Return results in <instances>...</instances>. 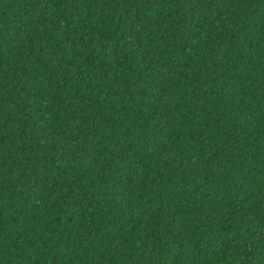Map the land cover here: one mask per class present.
Listing matches in <instances>:
<instances>
[{
	"label": "trees",
	"instance_id": "obj_1",
	"mask_svg": "<svg viewBox=\"0 0 264 264\" xmlns=\"http://www.w3.org/2000/svg\"><path fill=\"white\" fill-rule=\"evenodd\" d=\"M0 264H264V0H0Z\"/></svg>",
	"mask_w": 264,
	"mask_h": 264
}]
</instances>
